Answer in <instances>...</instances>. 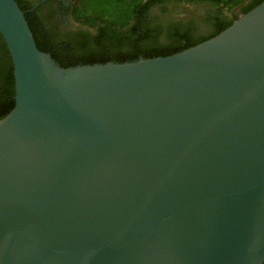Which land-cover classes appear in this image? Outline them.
<instances>
[{"label":"water","instance_id":"obj_1","mask_svg":"<svg viewBox=\"0 0 264 264\" xmlns=\"http://www.w3.org/2000/svg\"><path fill=\"white\" fill-rule=\"evenodd\" d=\"M0 264H263L264 1L217 35L63 67L0 0Z\"/></svg>","mask_w":264,"mask_h":264},{"label":"trees","instance_id":"obj_2","mask_svg":"<svg viewBox=\"0 0 264 264\" xmlns=\"http://www.w3.org/2000/svg\"><path fill=\"white\" fill-rule=\"evenodd\" d=\"M168 1L184 3L210 2L219 8L223 20L217 30L206 36H193L177 30L167 33L168 43L141 29L143 15L149 7ZM264 0H71L72 13L79 29L63 39L49 32L47 25L35 17L38 7L17 0L34 33L40 50L49 52L63 67L108 61H136L170 55L207 40L229 27L238 17L228 13L243 5V14ZM34 11H33V10ZM15 106V78L12 58L0 32V118ZM264 264V263H263Z\"/></svg>","mask_w":264,"mask_h":264},{"label":"flooded vegetation","instance_id":"obj_3","mask_svg":"<svg viewBox=\"0 0 264 264\" xmlns=\"http://www.w3.org/2000/svg\"><path fill=\"white\" fill-rule=\"evenodd\" d=\"M25 1L33 4L34 10L38 7L35 17L47 25L49 32L55 33L61 39L79 29V24L72 13L71 0ZM241 14L243 5L230 11L228 16L232 19ZM222 18L219 8L210 2L168 1L149 7L143 15L140 27L161 41L171 30L193 36L210 35L217 30Z\"/></svg>","mask_w":264,"mask_h":264},{"label":"rangeland","instance_id":"obj_4","mask_svg":"<svg viewBox=\"0 0 264 264\" xmlns=\"http://www.w3.org/2000/svg\"><path fill=\"white\" fill-rule=\"evenodd\" d=\"M234 9H235V8H234ZM234 9H233V10H234ZM160 42L163 43V44H165V43H168L169 40H168L167 37H164Z\"/></svg>","mask_w":264,"mask_h":264}]
</instances>
